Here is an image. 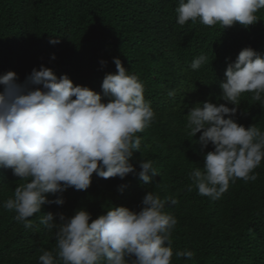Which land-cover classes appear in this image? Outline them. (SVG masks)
<instances>
[{"label":"trees","instance_id":"trees-1","mask_svg":"<svg viewBox=\"0 0 264 264\" xmlns=\"http://www.w3.org/2000/svg\"><path fill=\"white\" fill-rule=\"evenodd\" d=\"M177 6V0H0V74L14 71L23 82L43 65L58 77L67 74L75 85L102 93L105 75L117 71L113 58H119L129 74L138 76L156 118L137 133L141 149L130 162L138 172L140 160H151L158 172L150 183L132 174L123 180L93 174L87 190L63 193L62 206H42V213L29 218L31 229L14 219V211L0 206V264H39L40 250L55 248L56 229L50 232L39 223L43 213L52 212L59 223L56 214L71 217L81 208L93 219L116 206L139 211L149 191L179 200L164 208L178 220L171 264H264V160L255 169V182L230 181L215 201L199 195L195 187L188 191L189 173L203 168L213 146L196 143L202 133L192 137L185 127L196 103H226L219 98L220 83L241 50L251 47L264 56V9L256 13L259 21L247 28L237 22L223 29L199 20L180 26ZM200 54L208 62L194 71L191 62ZM169 91L174 95L168 96ZM251 97L248 92L241 95L233 118L264 131V107ZM25 182L11 169H0V205ZM178 250L194 251V260L178 259Z\"/></svg>","mask_w":264,"mask_h":264},{"label":"clouds","instance_id":"clouds-1","mask_svg":"<svg viewBox=\"0 0 264 264\" xmlns=\"http://www.w3.org/2000/svg\"><path fill=\"white\" fill-rule=\"evenodd\" d=\"M177 3L178 25L199 20L223 29L237 22L247 28L259 21L256 13L264 9V0ZM58 42L50 39L52 44ZM113 62L117 71L105 75L102 93L75 85L67 74L58 77L43 65L33 68L23 82L14 71L0 74V169H11L26 181L0 206L14 211V219L25 229L32 228L29 218L42 213V206H62L69 188L87 190L93 174L121 180L132 174L144 183L158 175L151 160H140L138 172L130 162L141 149L137 133L150 127L156 114L138 76L129 74L119 58ZM207 62L208 57L200 54L190 67L195 71ZM224 75L219 98L226 103H196L185 125L192 137L202 133L196 143L213 146L204 156L203 168L189 173L187 190L195 187L213 201L229 189L230 181L255 182V169L264 160V131L255 124L246 128L233 118L243 93H252L251 99L264 107V56L246 47ZM167 94L171 97L174 92ZM166 203L178 205L179 200L149 191L139 211L116 206L93 219L81 208L71 217L56 214L59 223L52 212L43 213L39 223L50 232L56 229L55 248L41 249L39 264H171V237L178 220L164 211ZM175 256L187 262L195 253L178 250Z\"/></svg>","mask_w":264,"mask_h":264}]
</instances>
